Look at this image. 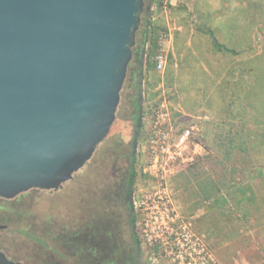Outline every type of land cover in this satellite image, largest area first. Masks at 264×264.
<instances>
[{"label": "rangeland", "instance_id": "rangeland-1", "mask_svg": "<svg viewBox=\"0 0 264 264\" xmlns=\"http://www.w3.org/2000/svg\"><path fill=\"white\" fill-rule=\"evenodd\" d=\"M147 10L159 28V47L147 73L150 38L137 32L145 73L139 193L149 202L142 203L141 234L176 245L191 221L218 264H264V112L254 105L264 88V0H150ZM131 92L125 85L110 140L123 128L130 139ZM187 129L189 142L197 141V158L160 160L150 172L151 152L160 153L165 137L173 152ZM184 149L183 155L191 153ZM208 181L215 188L206 195ZM68 191H37L22 205L0 201V224L7 225L0 229V248L32 264L72 262Z\"/></svg>", "mask_w": 264, "mask_h": 264}, {"label": "water", "instance_id": "water-1", "mask_svg": "<svg viewBox=\"0 0 264 264\" xmlns=\"http://www.w3.org/2000/svg\"><path fill=\"white\" fill-rule=\"evenodd\" d=\"M145 8L0 0V201L64 188L108 138Z\"/></svg>", "mask_w": 264, "mask_h": 264}, {"label": "flooded vegetation", "instance_id": "flooded-vegetation-1", "mask_svg": "<svg viewBox=\"0 0 264 264\" xmlns=\"http://www.w3.org/2000/svg\"><path fill=\"white\" fill-rule=\"evenodd\" d=\"M133 50V64L129 65L125 82L132 90V114L138 93L142 103L144 87L143 48L138 36ZM134 126L129 140L124 128L114 140H110L114 132L111 133L81 172L64 187L69 190L68 201L73 207L66 240L72 253L70 264H183L181 253L190 247L188 241L197 243V228L191 221L184 227L190 232L186 242L181 234L176 237V245L141 234L142 203L149 202L142 200L144 194L139 193L137 142L141 125ZM37 191L41 190L33 189L4 203L22 205ZM1 228L7 225L0 224Z\"/></svg>", "mask_w": 264, "mask_h": 264}, {"label": "built area", "instance_id": "built-area-1", "mask_svg": "<svg viewBox=\"0 0 264 264\" xmlns=\"http://www.w3.org/2000/svg\"><path fill=\"white\" fill-rule=\"evenodd\" d=\"M165 65V56L163 54H159L157 56V67L159 69H163ZM191 134L192 133L190 129L185 130L183 134L178 137L176 143L174 144L173 152H171L169 146L167 147L169 139L168 137H165L159 151L160 153L154 151V153L151 152L150 154L153 157V159L151 160L152 164L150 165V172L152 171V168L155 167L154 163H157L160 160H164V162L166 163L174 162V160H176L177 158L182 159V162L194 161L195 158H197V141L189 142ZM185 146L191 149V153L189 155H183ZM161 157L163 159H160ZM168 224V220L165 221L164 219H162V226L164 225L166 227V225ZM184 231L185 232L181 235V237L183 239V242H186L185 238L190 232L188 230ZM188 243L190 247H187V249L181 253V259L183 260V264H218L215 256L212 254V252L209 250V248L199 236H197V243L193 240H189Z\"/></svg>", "mask_w": 264, "mask_h": 264}, {"label": "trees", "instance_id": "trees-1", "mask_svg": "<svg viewBox=\"0 0 264 264\" xmlns=\"http://www.w3.org/2000/svg\"><path fill=\"white\" fill-rule=\"evenodd\" d=\"M146 1H150V0H146ZM148 10L145 11V14H144V18H142V21H141V25H142V32L144 34V37H149L150 39V46H149V54L147 56V59H146V69H147V73L151 70V58L152 56L154 55V53L156 52V50L158 49L159 47V38H158V27L154 26L153 27V24H152V20L149 18L148 16ZM149 30H150V34L149 33ZM142 34V35H143ZM143 41V40H142ZM144 44V43H143ZM142 44V48L144 50V45ZM218 47L220 49H224L226 51H231L232 53H236L237 51L235 49H229L227 48L225 45H219L218 44ZM130 64H133L132 62ZM146 73V78L149 76V74ZM264 88L262 89V91L257 95V97L254 99V105L261 111L264 112V103H263V106L260 105V102L264 100ZM140 95L139 93L136 95V104H135V112L131 115V123L133 125H142L141 123V118H142V115H141V110H142V103L140 102ZM150 97V96H149ZM262 103V102H261ZM135 127V126H134ZM239 133V132H238ZM244 133L246 135H248L249 133L245 130ZM248 133V134H247ZM139 134V132H138ZM240 135H243V133L241 132ZM251 135V134H250ZM198 173V171H197ZM203 188H202V191L203 193H205L206 195H208L206 192L209 191V190H213L215 187H214V184L211 183V182H205L203 183ZM210 193H212V191H210Z\"/></svg>", "mask_w": 264, "mask_h": 264}]
</instances>
